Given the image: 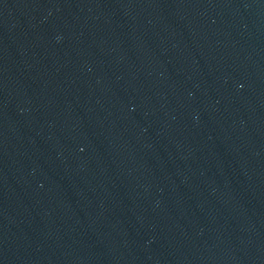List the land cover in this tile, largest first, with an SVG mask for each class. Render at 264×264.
Segmentation results:
<instances>
[{"label": "water", "instance_id": "obj_1", "mask_svg": "<svg viewBox=\"0 0 264 264\" xmlns=\"http://www.w3.org/2000/svg\"><path fill=\"white\" fill-rule=\"evenodd\" d=\"M0 264H264V0H0Z\"/></svg>", "mask_w": 264, "mask_h": 264}]
</instances>
